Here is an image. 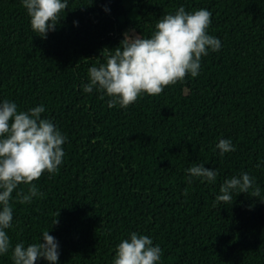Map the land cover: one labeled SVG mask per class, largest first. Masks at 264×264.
Returning <instances> with one entry per match:
<instances>
[{
	"label": "trees",
	"instance_id": "trees-1",
	"mask_svg": "<svg viewBox=\"0 0 264 264\" xmlns=\"http://www.w3.org/2000/svg\"><path fill=\"white\" fill-rule=\"evenodd\" d=\"M181 4L208 9L207 31L221 41L196 77L126 108L83 91L87 68L126 30L147 36ZM60 15L41 37L20 0H0V99L19 110L43 104L41 116L67 136L58 170L30 182L38 194L10 201L12 243L48 230L57 264H111L114 246L136 231L160 245L159 264H264V167H255L264 160V0H134L130 10L123 0H68ZM220 138L235 150L221 156ZM195 163L215 168L216 181L188 184L184 170ZM242 171L260 195L249 189L213 206L223 179ZM0 264H11L10 253Z\"/></svg>",
	"mask_w": 264,
	"mask_h": 264
},
{
	"label": "clouds",
	"instance_id": "clouds-1",
	"mask_svg": "<svg viewBox=\"0 0 264 264\" xmlns=\"http://www.w3.org/2000/svg\"><path fill=\"white\" fill-rule=\"evenodd\" d=\"M20 2L31 30L41 37L55 29L61 11L68 5V0ZM210 16L206 8L186 11L181 4L158 18L149 35L125 32L119 45L104 57V62L87 68L83 91L91 93L95 88L102 98L108 97L109 108H126L142 94L156 95L165 86L182 82L185 76L196 77L201 57L221 48L220 39L207 31ZM45 111L43 104L19 110L15 101L0 99V255L10 253L11 264H34L39 259L48 264L58 261V241L48 230L42 231L37 241L27 244L24 240L13 244L6 231L13 221L10 201L30 202L38 194L36 185L30 182L44 171L56 172L65 156L62 145L67 136L51 119L41 116ZM214 147L221 156L235 150L230 138L218 139ZM255 167H264V160ZM184 171L188 184L194 179L215 182L218 175L215 168L204 167L202 163L192 164ZM21 183L29 185L27 193L17 191L13 196ZM249 189L254 197L260 195L261 189L249 172L226 177L212 204L233 201V194L248 193ZM114 248L111 264H159L161 261L160 245L154 244L151 236L136 231L129 232Z\"/></svg>",
	"mask_w": 264,
	"mask_h": 264
},
{
	"label": "rangeland",
	"instance_id": "rangeland-1",
	"mask_svg": "<svg viewBox=\"0 0 264 264\" xmlns=\"http://www.w3.org/2000/svg\"><path fill=\"white\" fill-rule=\"evenodd\" d=\"M123 4L125 6L126 9L130 10V8L132 7V5L134 4V0H123ZM130 16H134L135 15V11L130 12L129 14ZM125 32H129V34H132V30H126Z\"/></svg>",
	"mask_w": 264,
	"mask_h": 264
}]
</instances>
